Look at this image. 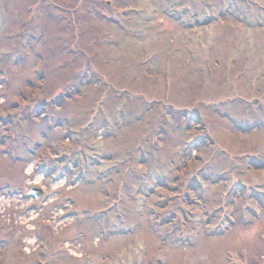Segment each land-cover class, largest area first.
Wrapping results in <instances>:
<instances>
[{
    "label": "rangeland",
    "instance_id": "rangeland-1",
    "mask_svg": "<svg viewBox=\"0 0 264 264\" xmlns=\"http://www.w3.org/2000/svg\"><path fill=\"white\" fill-rule=\"evenodd\" d=\"M30 160L76 184L0 264H264V0H0L1 192Z\"/></svg>",
    "mask_w": 264,
    "mask_h": 264
},
{
    "label": "flooded vegetation",
    "instance_id": "flooded-vegetation-1",
    "mask_svg": "<svg viewBox=\"0 0 264 264\" xmlns=\"http://www.w3.org/2000/svg\"><path fill=\"white\" fill-rule=\"evenodd\" d=\"M30 172L32 171L31 170L28 171L29 177H32L30 181L28 182L26 181V183L23 184V186L16 185V187H14L15 190L13 191L12 195L5 196L8 200H13L16 206H20V208L18 207V209H20L19 211L21 212V215L20 216L16 215L14 219L15 224L13 226L11 225L12 227L8 228V230L11 229L9 232L7 230L4 232V235H0V243L2 244L6 242L9 236L14 234L13 230L18 229L19 230L18 234H19L21 228L25 227V229L27 230V234H25L24 238L20 236V238H22V243L25 244L26 241L29 243L30 241L29 238L34 239V241H36V246L34 247V249L38 250L40 248H44L45 245L49 246L50 243L49 237L51 236V235L49 236V233L51 232L53 226L52 222L46 216L48 213H44L43 208L45 205H47V210L49 212V210L51 209V205H48V203L49 202L53 203V199H55L54 197L50 198V196H53V194L56 193V190L52 188L53 186H51L52 188L51 189L49 188L50 186L46 184L50 183V178L52 175H56V174L58 175L60 171L59 170L54 171L48 177L45 176L39 180H37L36 177L34 176L36 172H32V174ZM46 178H48V180H46ZM42 179H44L45 184L39 183ZM8 184H9V188H13L11 187L12 182H9ZM6 190L7 189L4 188L3 192H1L2 190H0V193H4L5 195ZM57 199H59L58 196L56 197V200ZM62 211L64 210L61 209L60 212ZM63 214H60L57 217L61 218V216L63 217ZM50 217H52V214L50 215ZM27 222L29 223V226ZM0 227L2 228L3 225L0 224ZM28 236L29 238H27ZM11 251L13 252L14 255H20L19 252L21 250L11 249ZM28 252L29 251H27V253ZM21 253L24 252L21 251Z\"/></svg>",
    "mask_w": 264,
    "mask_h": 264
},
{
    "label": "bare ground",
    "instance_id": "bare-ground-1",
    "mask_svg": "<svg viewBox=\"0 0 264 264\" xmlns=\"http://www.w3.org/2000/svg\"><path fill=\"white\" fill-rule=\"evenodd\" d=\"M30 165H32V162L30 163ZM36 179H37V180L41 179V175H38V176L36 177ZM62 181H63V179H62L61 181H57V182H55V184H54L53 186H57V185H59ZM0 245H1V243H0Z\"/></svg>",
    "mask_w": 264,
    "mask_h": 264
}]
</instances>
